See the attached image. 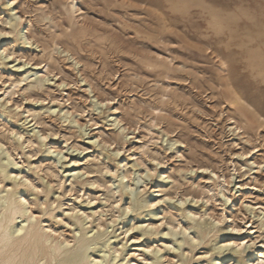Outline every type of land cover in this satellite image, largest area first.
Wrapping results in <instances>:
<instances>
[{
  "label": "rangeland",
  "instance_id": "1",
  "mask_svg": "<svg viewBox=\"0 0 264 264\" xmlns=\"http://www.w3.org/2000/svg\"><path fill=\"white\" fill-rule=\"evenodd\" d=\"M10 18L17 31L3 35V29L13 30ZM6 52L14 54L5 58ZM25 60L30 65L17 69ZM36 64L42 67L39 71ZM0 73V140L12 150L22 175L41 185L25 196L42 224L57 227L73 244L80 226L73 224L69 210L76 207L81 209L79 215L83 211L92 215L87 230L101 217L100 232L118 235L112 246L126 245L123 264H145L144 248L150 243L163 248L162 261L176 256L174 264L259 261L250 251L221 255L213 248L221 239L264 241V227H257L254 215L264 219V0H0ZM27 87L39 94L26 99L31 94ZM232 91L244 95L241 105L248 108L252 123L246 122L230 97L223 96ZM45 98L46 102L41 100ZM29 109L40 113L35 119L39 125L30 126ZM114 118L125 128L122 133L113 125ZM10 129L36 139V144L15 142ZM48 130L58 135L43 145L39 134ZM170 140L182 144L170 148ZM49 147L61 149L64 157L47 152ZM245 152L250 153L241 156ZM123 159L125 168L118 164ZM159 160L165 164H158ZM205 167L208 171L202 172ZM146 168L155 170L146 176ZM127 170L131 176L122 179ZM52 171L65 177L62 187ZM70 171L78 177L70 178ZM167 175L171 177L164 180ZM223 179L228 181L226 187L220 185ZM94 180L104 185H91ZM157 193L163 194V201L152 211L142 212L137 206L127 210L139 197L154 198ZM222 193H231L234 202L225 201ZM191 197L197 202H190ZM178 198L187 199L184 209L206 210L208 221L223 214L233 220L227 218L222 228L239 225L249 231L234 237L220 232L217 240L212 232L188 258L181 254L190 250L189 245L180 249L176 242L164 245V240L172 239L169 235L146 234L136 244L127 240L140 233L136 228L122 239L133 224L146 227L154 222L160 232L173 222L187 225L190 220L175 207ZM53 201V216L44 214L42 210ZM169 207L172 212L166 215ZM250 224L257 233L248 234ZM196 234L194 226L185 232L188 238ZM248 245L261 252L259 243ZM208 249L209 257L199 258ZM98 250H93L95 255Z\"/></svg>",
  "mask_w": 264,
  "mask_h": 264
},
{
  "label": "bare ground",
  "instance_id": "2",
  "mask_svg": "<svg viewBox=\"0 0 264 264\" xmlns=\"http://www.w3.org/2000/svg\"><path fill=\"white\" fill-rule=\"evenodd\" d=\"M8 3H10V2H8ZM29 17H27V18H29ZM18 18L20 19V17H18ZM9 23L13 27V30L12 31H8L7 29H3L2 30V32L4 33L3 35H9L12 32H16L17 31L16 25H15V23H13V19L12 18H10ZM23 38H25V37H23ZM26 41H27L28 44H32L29 37L26 38ZM13 54H14V52H6L5 58L6 57L10 58ZM21 57H25V55H22ZM6 60H8V59H6ZM29 62L30 61L27 62V60H25L24 62H20L19 63L20 65L18 67L17 66L16 67L19 70L22 69V68L24 69L25 66L27 64H29ZM36 66H37V68H35V70L39 71L42 68L40 66V64H36ZM1 73H0V80H1V76H2ZM37 73L38 72L33 73L32 75H37ZM32 78H33V76H32ZM22 81H23V79L15 80L14 83H15V85L18 86ZM39 85L42 86L41 80H39ZM229 86L231 87L230 84H229ZM33 87H38V85L34 84ZM26 89L27 90L31 89L30 90L31 94L29 95V97H25L26 99H28V98L32 99L33 95L39 94V92H36L35 89H33V88L27 87ZM235 89H238V88L236 87ZM236 91H232L229 94L228 93H224L223 96L227 100L229 99L228 97L231 98L230 102L235 104V105H237L238 110L240 111V113L246 118V122L250 124L252 122H251L250 118L248 117L249 110H248V108L243 107L241 105L242 102L245 101V99H244L245 97L241 93L237 94L238 92H236ZM41 100L46 102V98L45 99H41ZM8 101H10V99ZM99 104H102V102H99ZM15 106L18 107V108L19 107L21 108V104H18V105H15ZM23 106H25V105H23ZM115 107H114V109H115ZM47 109H48V111L52 110L51 107H48ZM26 111L28 113H30L28 116H32L33 117V119H31L29 121L30 126H35L36 124L39 125L38 124L39 122L38 121L35 122V119H36L37 115H39L40 113L38 111L34 110V109H29V110H26ZM28 113H26V114H28ZM64 117L68 118L67 115H64ZM30 118H27L26 120H29ZM1 119H2V117H1ZM71 121L72 122H77L76 119H73ZM112 121H114L113 125L116 128L120 129V131L122 133L125 128L122 127V125H119L120 124V120L118 118H114ZM236 128H239V126H236ZM3 129H5V128H3ZM9 134H11V138L14 139L15 142H19V141L23 140V143L27 144V146L34 145L37 142L36 139H33L31 137L27 138V137H25L24 133L15 131L14 129H10ZM57 135H58V132H54V131H49L48 130V132L45 131V132H42L41 134H39V138L43 141V145H47V143H45V141L49 137L56 138ZM7 138L11 139L10 136H7ZM96 138H98V137H96ZM177 143L182 144V142L180 140H170V148H173ZM73 147L78 149L77 145H74ZM89 148L90 147L84 148V150H88ZM180 150L177 147V152H180ZM11 151L12 150L9 151V149L5 147L4 142H2L0 140V264H123L125 262L126 255H123V252L126 249V245L124 243H122L121 247H118V244L120 243V242H118L117 245L112 246V244L115 243V241H116V240H113V238H118V235L109 237V233H107L106 231L105 232H100V229H102L103 226H104L103 223L100 221L102 219L101 217L98 218V222L96 223L95 226H93V228L91 230H87L88 227H86L85 225H86V223L89 222L87 220H90L92 215L91 214H87V213H85V211H83L82 212V216H81V215H79L81 209H76V207H73L71 209V211L69 210L67 212V214L70 216V218H73V220H74L73 224L78 223L79 226H80L79 230L76 228L78 230L79 234L77 236H74L73 244H72L71 240H69L70 238L68 239L66 237H63V231H59V229L57 227L49 226L50 224L48 226L42 224L43 221L40 218H38V216L35 215V212L31 209V205H32L33 202H30L29 199L25 196L26 195L25 192L27 190L32 188L33 190H37L38 191L41 188V185L35 184L36 182L34 183L30 179V177L29 178L27 177V175H22L23 171H21L20 169L17 168L16 165H19L16 162L17 158L15 159L14 158L15 156L13 157V154L11 153ZM120 151H121V149H118L117 153L119 154ZM47 152H53V153L57 152V155H59V156L61 155L60 159L62 157H64L63 151L61 149H54L53 150L52 147H49V148H47ZM248 153H250V152L242 153L241 156L247 155ZM252 157H254V156H252ZM152 159L158 160L157 157H155V156H152ZM124 162H125V159L119 161L118 162L119 166H122L123 168H125L127 163L125 164ZM253 163H255V162H253ZM35 164H37V163H35ZM158 164L164 165L165 163H163V161L159 160ZM35 168L38 169V168H40V166L39 165H35ZM208 169L209 168L205 167V168H203L202 172H207ZM47 170L50 171V168H48ZM106 170L108 172L112 173V172H114L115 168H110V167L106 166ZM153 170H155V169L146 168V172H147L146 176H149ZM76 171H70L67 175H69L70 178L71 177L77 178L78 177V173ZM100 171H102V170H100ZM89 172H93V171H90V170L86 171V173H89ZM211 172L214 173L213 170ZM52 174L60 179L58 185H59V187H62L65 177L61 176L60 172L59 173H55V172L52 171ZM214 174L217 176V178L220 177L216 173H214ZM130 176H131V172H130V170H127V172L122 175V179L130 177ZM170 177L171 176L167 175V176L162 177V178L165 180V179H169ZM237 177H238V175H237ZM131 179L132 178H130V180ZM168 182H169V180H168ZM227 182L228 181L226 179H223V183H220V185L222 187H226L225 184ZM97 183H98L99 186L104 185L101 182H99V180L92 181L91 185H95ZM234 183H237V182H234ZM147 185H145V187ZM242 186L243 185H240L238 188L241 189ZM128 187L130 189H132L133 184L129 183ZM67 190H69V189H67ZM209 190H213V188H211ZM227 191H229V189H227ZM126 194L128 196V194H130V193L127 191ZM222 194H223V198L225 199V201H230L231 200L230 202H234V200L232 199L233 195L231 193L230 194L222 193ZM215 195H216V193H215ZM164 196H169V194H165ZM158 197H161V198H158ZM178 199L180 201V204L179 205H175V207L177 209V212L180 215H182L186 219L190 220V222L187 223V225H183L181 221H177L176 223L173 222L171 224L169 223L170 224L168 226L169 228L168 229H163V231L160 232V230L156 227L157 225L154 222H149L146 225V227H144V225L136 226L135 224H133L132 226H130L129 228H127L124 231L125 237L122 238V239H125L127 234L130 233V231H132V230H134L136 228L140 230V233L138 235H136V236L135 235L134 236H129V238L127 239L128 241L133 240V243H136V244L140 243L142 237L144 235H146V234L158 235V234L161 233L164 236L165 235H169V236H171L172 239H170L169 241L164 240L163 241L164 245L166 246L168 243H170L172 245L174 242H176L177 245H178V247H177L178 249H180L181 246L184 245V244L189 245V249L190 250H187V252H183L181 254V256L183 258H188V253L194 251L197 248L198 245H200L202 243H205L206 242V238L209 237L212 232H215L214 240H217L219 238V233L220 232H224L225 231L226 234L230 233L231 236L234 237V236H238L239 234H242L243 232L249 231V230H246L244 226L242 227V226H239V225H229V227H227V228H222V227H220V225L227 220L228 217L226 215L223 214V216H221L222 218L219 219V220L208 221L207 218H205V216L208 214L206 210L194 211V210L188 209V208L184 209V208H182V205L185 204V202L187 201L188 197H187V199H184V198H178ZM120 201H121V199L120 200H116L115 203H118ZM162 201H163V194H158L157 193L156 197H154V198H146V197H142L141 198V197H139L138 199L135 200V205H129L126 208H127V210H132L133 206H137L138 209L143 210L142 212H146V211L149 212V211H152L155 207L160 206V203ZM194 201H195V198L191 197L190 202H194ZM195 202H197V200ZM54 203H55V201H53L52 204L48 205L45 209H43L42 210L43 213L46 214V215H49V216H53V214L55 213V210H56V208H54ZM167 204H169V203H167ZM222 208H223V206H222ZM57 209H60V207H58ZM253 209L254 208H251L249 210L253 213ZM171 210L172 209H170V207L166 211L164 209V211L166 212V215H169L172 212ZM175 210H173V211H175ZM186 210H188L187 214H186ZM96 212H97V210L93 211V213H96ZM231 212H232V210H231ZM222 213H223V211H222ZM152 215L156 216L157 214H156V212L153 211ZM166 215L163 216L164 219H165ZM254 215L257 216L258 220H259V225L260 226L258 225L257 227L259 229H262L264 227V219H263V217H261L260 214H255L254 213ZM228 219H230V218H228ZM230 221H233V220L230 219ZM252 223H255V222H252ZM65 224H67V225L70 224L71 225V223L69 221H65ZM150 226H151V228H150ZM193 226L197 228V234L195 236L193 235V237H190V238L186 237L185 236V232L189 231V229L191 227H193ZM154 228H156L155 231H153ZM249 228L252 230V231L248 232L249 235H252V233H257L258 232V229L255 230V228H253L252 225ZM65 236H66V234H65ZM173 239H174V241H173ZM256 239H251V240H248V241L245 238H240L238 241H235L234 239H233L234 241H228L226 239H221L214 245L213 250H215L216 253H219L221 255L222 254L227 255L229 252L242 253V252L250 251L252 256H254V255L259 256V261L256 263L254 259H249V260H246V261L242 262L241 264H264V241L263 242L262 241L258 242L259 243V249L261 250L262 253L261 252H257L256 248L248 247V246H250V245H248L249 242H251L252 245L253 244H258V243L255 242ZM99 247L101 248V250H98L99 254L95 255L93 250L95 248H99ZM177 248H176V250H177ZM144 249H145L144 251H145V255L146 256L143 257V259L146 262L145 264H174L173 263V258H175L176 256H173L170 259L168 258L165 261H162L163 255L160 254L162 249H163L162 247H160L158 245H156L154 247V245H152L150 243ZM209 253H210V249L206 250L203 253V255L200 256L199 258H207V257H209L208 256ZM211 257H212V255H210V258ZM217 259L218 258H216V257L212 258V260H217ZM179 261L180 260H178L177 262H179ZM201 262L202 261H199V262H196V263H191L190 261H188V262H182L181 264H200ZM214 262L216 264H218L220 261L219 262L214 261ZM127 263H130V261L128 260ZM234 263H229V264H234ZM209 264H212V263H209Z\"/></svg>",
  "mask_w": 264,
  "mask_h": 264
},
{
  "label": "snow or ice",
  "instance_id": "3",
  "mask_svg": "<svg viewBox=\"0 0 264 264\" xmlns=\"http://www.w3.org/2000/svg\"><path fill=\"white\" fill-rule=\"evenodd\" d=\"M16 2V0H13V3H15Z\"/></svg>",
  "mask_w": 264,
  "mask_h": 264
}]
</instances>
